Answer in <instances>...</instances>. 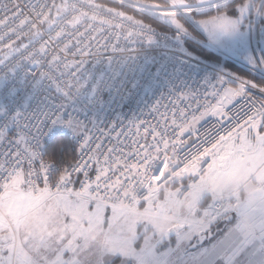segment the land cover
Here are the masks:
<instances>
[{"label":"snow or ice","instance_id":"1","mask_svg":"<svg viewBox=\"0 0 264 264\" xmlns=\"http://www.w3.org/2000/svg\"><path fill=\"white\" fill-rule=\"evenodd\" d=\"M0 264H264V0H0Z\"/></svg>","mask_w":264,"mask_h":264},{"label":"built area","instance_id":"2","mask_svg":"<svg viewBox=\"0 0 264 264\" xmlns=\"http://www.w3.org/2000/svg\"><path fill=\"white\" fill-rule=\"evenodd\" d=\"M105 1H110V0H105ZM98 3H101L100 0H97ZM152 55H158L159 52H153L151 53ZM155 65L152 66V70H155ZM140 96H143V92H140L138 95H135L132 99L129 100H125L122 102L120 107H117L118 103H121L119 101H117L116 103L113 104V108L115 109V112L117 114H124L126 116H128L129 118L131 117L132 113H137V115H139V112L137 111V103L136 101L140 98ZM158 98V97H157ZM149 101L151 102V97L149 96ZM140 107H143V105H141ZM109 117L110 118H115V116L112 113H109ZM59 137H66L70 140V135L67 131H62L60 129H54L53 132L50 134L49 140L47 142V148H49L53 142L59 138Z\"/></svg>","mask_w":264,"mask_h":264},{"label":"trees","instance_id":"3","mask_svg":"<svg viewBox=\"0 0 264 264\" xmlns=\"http://www.w3.org/2000/svg\"><path fill=\"white\" fill-rule=\"evenodd\" d=\"M100 2L101 3H110V1H105V0H100ZM234 67L236 69H242V67H240V66H238L236 64H234ZM68 142H70V140L68 138H66V137H59V138H57L53 142V144L48 148L49 153L52 154V155H56L57 154V149H58L59 145L61 143H68Z\"/></svg>","mask_w":264,"mask_h":264},{"label":"rangeland","instance_id":"4","mask_svg":"<svg viewBox=\"0 0 264 264\" xmlns=\"http://www.w3.org/2000/svg\"><path fill=\"white\" fill-rule=\"evenodd\" d=\"M234 64H236V65H238V66H240V67H243L241 64H238V63H234Z\"/></svg>","mask_w":264,"mask_h":264}]
</instances>
